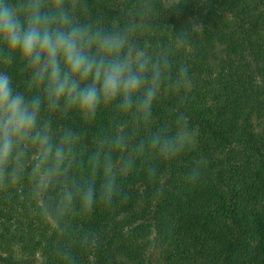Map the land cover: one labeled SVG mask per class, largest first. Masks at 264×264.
<instances>
[{
  "label": "trees",
  "instance_id": "trees-1",
  "mask_svg": "<svg viewBox=\"0 0 264 264\" xmlns=\"http://www.w3.org/2000/svg\"><path fill=\"white\" fill-rule=\"evenodd\" d=\"M76 0L80 22L106 29L132 25V39L154 57L166 56L172 74L190 65L191 88L181 101L167 87L154 102L152 126L170 124L177 111L190 118L197 143L180 156L137 157L118 174L110 202L97 194L91 211L79 200L64 211H42L27 171L20 183L0 190V264H264V0ZM177 2V0H173ZM196 20L203 31L176 41V31ZM18 90L29 73L15 55L0 60ZM54 132L78 133V182L92 175L88 157L117 132L135 144L150 130L115 106H101L92 121L75 110L49 112ZM124 153H114L118 160ZM207 159L203 178L188 181ZM155 165L157 176L146 173ZM101 182L96 176L97 188ZM58 190L50 195L55 198Z\"/></svg>",
  "mask_w": 264,
  "mask_h": 264
},
{
  "label": "clouds",
  "instance_id": "clouds-1",
  "mask_svg": "<svg viewBox=\"0 0 264 264\" xmlns=\"http://www.w3.org/2000/svg\"><path fill=\"white\" fill-rule=\"evenodd\" d=\"M177 3L170 0L166 7ZM75 6L76 0H0V60L10 63L18 55L30 74L27 89L37 90L31 95L18 90L13 78L0 72V190L20 183L27 171L33 197L45 212L64 211L73 200L91 211L98 193L111 201L118 191V174L134 167L137 157L172 159L197 143V132L184 112L177 111L170 124L152 126L154 102L163 87L187 100L190 65H179L173 76L166 56L154 57L133 41L132 25L109 30L92 21L82 23ZM140 9L141 15L152 11L151 3L142 0ZM202 31L193 20L175 38L184 45ZM113 105L150 132L135 144L123 132L102 140L88 157L91 177L78 182L72 169L80 137L69 128L54 132L42 109H75L92 121L101 106ZM125 151L127 155L114 159V153ZM203 160L193 166L188 181H201L207 167ZM146 173L154 179L156 166L149 165ZM53 190H58L55 198Z\"/></svg>",
  "mask_w": 264,
  "mask_h": 264
}]
</instances>
